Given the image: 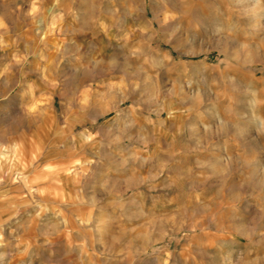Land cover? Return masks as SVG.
Instances as JSON below:
<instances>
[{"label":"clouds","instance_id":"obj_1","mask_svg":"<svg viewBox=\"0 0 264 264\" xmlns=\"http://www.w3.org/2000/svg\"><path fill=\"white\" fill-rule=\"evenodd\" d=\"M0 264H264V0H0Z\"/></svg>","mask_w":264,"mask_h":264}]
</instances>
